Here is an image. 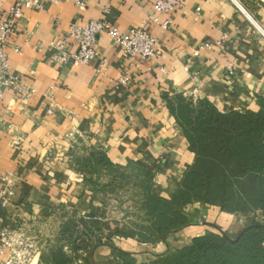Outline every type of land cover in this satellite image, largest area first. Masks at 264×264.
I'll return each instance as SVG.
<instances>
[{"label": "crops", "instance_id": "1", "mask_svg": "<svg viewBox=\"0 0 264 264\" xmlns=\"http://www.w3.org/2000/svg\"><path fill=\"white\" fill-rule=\"evenodd\" d=\"M82 1L40 0L42 9L24 11L9 41V73L18 81L5 88L0 107V177L12 182L9 205L0 210L4 225H44L71 210L80 215L85 197L76 194L71 142L102 153L110 165L149 172L152 194L170 199L194 162L172 107L195 97L221 114H256L264 103V42L250 23L264 32V0H182L167 30L149 24L160 53L149 61L127 57L101 34L96 60L63 67L51 61V48L70 23L97 20L129 33L153 14L149 0ZM12 3L0 0V12ZM181 211L189 224L164 240L141 243L100 229L109 243L88 251L99 264H118V249L153 262L207 232L235 238L252 222L264 225V210L229 214L196 203Z\"/></svg>", "mask_w": 264, "mask_h": 264}, {"label": "trees", "instance_id": "2", "mask_svg": "<svg viewBox=\"0 0 264 264\" xmlns=\"http://www.w3.org/2000/svg\"><path fill=\"white\" fill-rule=\"evenodd\" d=\"M192 106L200 110H191ZM182 111L187 116L188 112L203 114L207 126L201 123L188 130V118ZM171 114L184 131L194 162L170 199L145 195L147 214L154 220L145 230L154 235L128 237L141 243L164 240L189 224L181 210L196 203L229 214L254 215L264 210V103L256 114H221L206 101L190 100L172 107ZM117 253L118 264H264V225L252 222L235 238L220 230L207 232L148 263L136 262L119 249Z\"/></svg>", "mask_w": 264, "mask_h": 264}, {"label": "rangeland", "instance_id": "3", "mask_svg": "<svg viewBox=\"0 0 264 264\" xmlns=\"http://www.w3.org/2000/svg\"><path fill=\"white\" fill-rule=\"evenodd\" d=\"M250 23L257 30L258 25L252 21ZM257 31L264 42L262 33ZM197 108L192 106L191 110ZM181 113L187 116L184 111ZM201 117L204 118V115L188 112V130L202 124L207 126ZM76 143H69L66 151L69 153L75 180L79 183L76 194L85 197L80 207L82 212L80 215L72 210L57 212L46 226L39 228L36 236L42 246V255L38 264H99L97 255L91 254L88 246L109 243L97 234L100 229L109 232L115 229V236L122 239L135 233L144 239L154 235L145 230L154 220L148 216L144 200L145 195L152 193L155 186L152 175L134 166L110 165L102 153ZM118 232H126V236L121 233L118 235ZM134 261L148 263L140 257Z\"/></svg>", "mask_w": 264, "mask_h": 264}, {"label": "built area", "instance_id": "4", "mask_svg": "<svg viewBox=\"0 0 264 264\" xmlns=\"http://www.w3.org/2000/svg\"><path fill=\"white\" fill-rule=\"evenodd\" d=\"M149 1L153 14L142 28L129 33H120L113 26L97 20L70 23L64 36L53 44L51 61L63 67L87 66L99 57L97 41L101 34L109 35L127 57H137L146 62L159 55L158 40L148 31V26L151 24L159 27L161 31L167 30L171 23L170 15L175 10L182 9L183 1ZM75 2L83 6L82 0ZM41 9L40 0H13L6 11L0 12V107L5 88L15 85L18 81V78L12 77L9 73L7 53L9 41L23 19L24 11ZM257 30L264 38V32L258 27ZM200 48L210 49V45L204 44ZM191 101L195 102V97ZM0 181L5 184L0 191V210H4L9 205L12 182L9 175L0 177ZM47 224L21 222L17 226H11L0 221V264H38L42 246L38 243L36 234L40 227L43 228Z\"/></svg>", "mask_w": 264, "mask_h": 264}]
</instances>
